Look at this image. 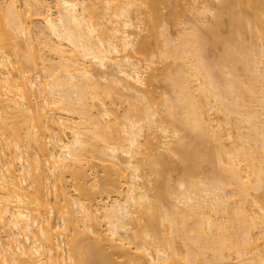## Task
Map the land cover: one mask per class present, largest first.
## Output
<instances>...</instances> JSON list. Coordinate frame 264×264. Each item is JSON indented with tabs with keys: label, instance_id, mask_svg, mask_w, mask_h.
<instances>
[{
	"label": "bare ground",
	"instance_id": "obj_1",
	"mask_svg": "<svg viewBox=\"0 0 264 264\" xmlns=\"http://www.w3.org/2000/svg\"><path fill=\"white\" fill-rule=\"evenodd\" d=\"M0 264H264V0H0Z\"/></svg>",
	"mask_w": 264,
	"mask_h": 264
},
{
	"label": "rangeland",
	"instance_id": "obj_2",
	"mask_svg": "<svg viewBox=\"0 0 264 264\" xmlns=\"http://www.w3.org/2000/svg\"><path fill=\"white\" fill-rule=\"evenodd\" d=\"M250 13H251V11H250ZM171 29H172V27H171ZM175 29V28H174Z\"/></svg>",
	"mask_w": 264,
	"mask_h": 264
}]
</instances>
